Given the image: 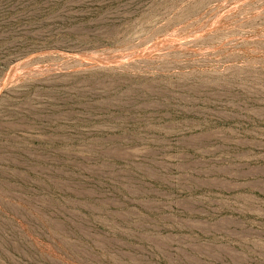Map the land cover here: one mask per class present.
Masks as SVG:
<instances>
[{
  "label": "rangeland",
  "instance_id": "1",
  "mask_svg": "<svg viewBox=\"0 0 264 264\" xmlns=\"http://www.w3.org/2000/svg\"><path fill=\"white\" fill-rule=\"evenodd\" d=\"M0 264H264V0H0Z\"/></svg>",
  "mask_w": 264,
  "mask_h": 264
}]
</instances>
